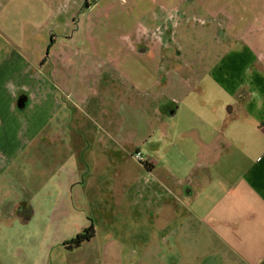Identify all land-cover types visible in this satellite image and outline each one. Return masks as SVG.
I'll return each mask as SVG.
<instances>
[{
    "label": "crops",
    "instance_id": "1",
    "mask_svg": "<svg viewBox=\"0 0 264 264\" xmlns=\"http://www.w3.org/2000/svg\"><path fill=\"white\" fill-rule=\"evenodd\" d=\"M239 4L248 10L253 7L252 0ZM181 8L222 24L232 47L202 65L197 59L185 61L181 44L172 54L168 24L174 17L168 16V0H84L73 9L77 17L72 13L68 20L61 17L63 6L51 9L43 2L27 19L0 20V29L9 38L0 33L5 47L0 56V185L9 184L13 166L27 167L30 148L39 161L49 152L52 163L39 162L37 168L56 177L54 196L102 200L110 209L131 194L128 202L144 208L133 215L141 213L153 223L157 185L164 186L153 175L160 164L147 157L149 169L138 162L145 177L126 180L103 178L110 164L105 160L92 164L74 160L77 148L71 131L82 128L73 122L74 98L93 106L96 119L85 132L94 137L105 159L109 140L115 153L125 155L127 147L140 150L157 130L152 120L157 114L168 116L160 130L170 143L176 133L172 121L183 106L185 139L175 164L183 175L174 178L168 170V193L175 185L176 199L184 202L181 209L168 208L169 224L174 223L172 229L180 233L189 218L201 225L213 240L201 245L217 255L209 264H264V70L254 67L262 54L248 44L252 33L247 26L236 29L232 6L189 1ZM212 86L227 98L189 96L192 90ZM140 88L158 90L149 100L151 108L142 105ZM223 106L229 115L221 114ZM234 112L252 121L261 137L260 144L252 141L240 151V160L235 150L240 139L227 129V116ZM170 151L164 156L168 164ZM120 163L113 165L118 168ZM29 202L24 196L12 199L5 214L31 213ZM173 244L183 248L182 242Z\"/></svg>",
    "mask_w": 264,
    "mask_h": 264
},
{
    "label": "rangeland",
    "instance_id": "2",
    "mask_svg": "<svg viewBox=\"0 0 264 264\" xmlns=\"http://www.w3.org/2000/svg\"><path fill=\"white\" fill-rule=\"evenodd\" d=\"M83 1L0 0V20L4 21L5 18H8L12 22L14 20L19 22L21 19H27V17L34 16L35 7L43 2L51 9L59 4L63 6L64 10L68 11L64 12L62 9L61 17L68 20L71 19L72 13L75 18L77 17L73 9L81 6ZM123 1L125 0H120V2ZM189 1L208 6L214 2L229 6V8L232 6L233 9L230 11L236 17L233 21L236 23V29L247 26L249 32L252 33V37L247 40L248 44H252L254 49L262 54V57H259L258 61L254 63L255 70L258 72L259 69L264 70V0H252L253 7L250 10L246 9L243 4H239L240 0H168V16L174 17L173 23L169 22L168 24V35L171 38L168 48L172 50V54H175V51L178 50L175 49L181 44V48L186 54L185 61L197 59L198 64L202 65L211 63L217 55L232 47L234 43L225 40L226 31L222 30V24H213V21L208 19L202 20L201 15L193 16L185 13L181 6ZM242 1L244 2V0ZM0 31L5 39H9L4 30L0 29ZM0 45V56H2L5 47L1 40ZM262 74L264 75V72ZM242 75L245 78L249 77V74L243 73ZM139 91L142 105L151 108L153 103L149 104L151 102L149 100L158 93V90L140 88ZM164 92L168 94V89H165ZM189 96L221 100L227 98V95L217 87H210L202 92L195 89L189 93ZM74 99L77 120L74 119L73 122L78 121L80 126L82 124V128L71 131L77 148L74 160L78 163L87 162L89 164L100 160L109 162L110 164L102 174L103 178L116 176L132 180L140 174L145 177V172L141 173L138 161L133 158V153L136 150H133L132 147L126 148L125 155L120 152L115 153L112 149L113 142L109 140L107 144L110 152L107 154V158L100 156L102 154L100 146L94 137L85 132L86 128L91 127L90 121L96 119L93 116L95 115L93 106L82 102L80 98ZM225 107H221L220 112L222 115H229ZM148 113L153 116L151 110H148ZM185 113L184 107L180 106L176 119L172 121V126L174 125L172 129L176 133L170 139V143H168V137L164 138L160 130V125L165 120L168 121V116L165 113L154 116L152 120L157 130H154L151 139L148 138V141L143 144L144 146L139 147L142 156L160 164L153 170V175L162 180L164 184L163 187L157 185L158 196L154 202L157 216L153 223L149 219L144 220L140 216L141 213L138 216L133 215L134 212L144 208L140 203L134 207L128 202V199H133L131 194L126 198L127 200L119 201L118 206L110 209L104 208L105 203L102 200H74L70 194L54 196L55 194L52 192L56 190V177H52L46 170L40 172L37 168L39 162L47 164L50 161L49 164H51L52 154L44 153L45 157L39 161L36 153L30 148L31 156L28 158L27 167L21 169L13 166L10 170L11 173H8L10 174L8 175L9 184L0 185V264H209L217 255L212 253L211 247L201 245V243H213L207 231L203 230L204 228L194 219L189 218L183 225V232L180 233V230L172 229L174 223L169 224L171 220L168 218V208L169 210L181 209L182 202H184L181 199H176L175 195L178 192L175 185L171 190L169 189L171 193H168V170L171 171L174 178L183 175L182 171L175 169V164H177V149L182 147L185 139L181 134L182 116ZM239 115L234 112L227 116L229 117L227 125L230 124L227 129L234 137L240 139L235 149L238 160L243 157L239 155L241 150L245 151L252 141H258L260 144L261 138L255 132L256 128L253 122ZM219 128L222 132L225 131L223 126ZM141 134H143L142 127L138 131V136L141 137ZM243 143L247 146L244 147ZM256 146L257 144L254 143V147ZM32 149L36 151V147ZM168 149L171 150L169 164L164 157H168ZM49 155L50 157H48ZM113 162L121 163L116 168ZM20 179L24 184L26 182L24 185L26 187L22 186L23 182ZM92 192L90 190V193ZM23 196L30 201L31 213L24 212L23 215L7 216L4 209L8 211L12 204L11 200L23 199ZM89 226H92L94 230L93 237L82 241L79 246L72 249L65 247L66 242H69L78 233L85 231ZM177 241L183 243V248H177L173 244Z\"/></svg>",
    "mask_w": 264,
    "mask_h": 264
},
{
    "label": "trees",
    "instance_id": "3",
    "mask_svg": "<svg viewBox=\"0 0 264 264\" xmlns=\"http://www.w3.org/2000/svg\"><path fill=\"white\" fill-rule=\"evenodd\" d=\"M144 167L150 168V165L148 163H142L140 162ZM94 235V230L92 226H89L85 231L82 233H78L75 237H73L69 242L65 243V247L67 249H72L74 247H77L80 245V243L84 240H88Z\"/></svg>",
    "mask_w": 264,
    "mask_h": 264
},
{
    "label": "built area",
    "instance_id": "4",
    "mask_svg": "<svg viewBox=\"0 0 264 264\" xmlns=\"http://www.w3.org/2000/svg\"><path fill=\"white\" fill-rule=\"evenodd\" d=\"M133 158L138 161V162H142V163H148L149 160L147 159V157L142 156L141 152L139 150H136L133 153Z\"/></svg>",
    "mask_w": 264,
    "mask_h": 264
}]
</instances>
